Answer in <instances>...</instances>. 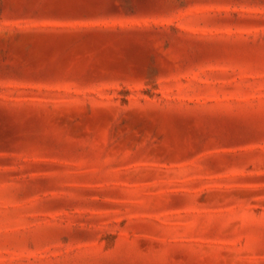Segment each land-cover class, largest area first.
<instances>
[{
  "label": "rangeland",
  "instance_id": "obj_1",
  "mask_svg": "<svg viewBox=\"0 0 264 264\" xmlns=\"http://www.w3.org/2000/svg\"><path fill=\"white\" fill-rule=\"evenodd\" d=\"M0 264H264V0H0Z\"/></svg>",
  "mask_w": 264,
  "mask_h": 264
}]
</instances>
